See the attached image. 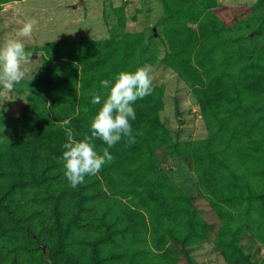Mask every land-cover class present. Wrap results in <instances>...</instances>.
I'll list each match as a JSON object with an SVG mask.
<instances>
[{"label": "rangeland", "instance_id": "rangeland-1", "mask_svg": "<svg viewBox=\"0 0 264 264\" xmlns=\"http://www.w3.org/2000/svg\"><path fill=\"white\" fill-rule=\"evenodd\" d=\"M166 1L168 9L163 0H0V43L18 36L27 19L37 22L31 37L23 40L25 51L32 53L30 73L7 97H0V137L15 136L16 127L25 123L20 118L29 100L31 80H47L42 65L53 58L70 61V54L88 42L115 43L113 58L124 68L122 71L148 67L153 87L151 95L132 105L138 130L148 132L152 150H147L144 142L127 141L121 161L111 154L112 162L97 175L86 176L77 219L76 188L64 179L66 193L60 205L71 225L60 241L43 187L14 193L12 199L19 206L16 218L31 220L37 237L22 228L0 234V264H40L41 259L47 264L41 250L53 264H65L64 253L87 264L88 247L78 237L109 209L111 213L133 215L134 228L141 230L136 243L125 235L106 245L100 264H229L228 246L220 245L217 236L223 235L225 220L232 219L228 216H237V207H219L209 195L225 186L228 176L222 179L218 169L206 164L204 149L192 148L206 141H210V152L221 147L219 120L203 113L199 98L209 97L211 91L201 94V86L185 78L182 55L185 53L184 57L198 68L205 65L219 71L238 70L247 60L264 57V0ZM244 119L248 122V117ZM244 124H238V129ZM4 142L0 140V144ZM250 161L240 156L236 164L246 170L254 166V160ZM61 184L60 177L52 182L51 189L57 191ZM136 189L148 197L137 195ZM97 195L100 198L94 199ZM192 212L206 230L183 246L176 238L177 230L183 232V221ZM0 217L5 224L12 223L4 212ZM155 217L163 225L159 238ZM240 245L251 261L264 260V234L260 237L253 230L243 231Z\"/></svg>", "mask_w": 264, "mask_h": 264}, {"label": "trees", "instance_id": "trees-1", "mask_svg": "<svg viewBox=\"0 0 264 264\" xmlns=\"http://www.w3.org/2000/svg\"><path fill=\"white\" fill-rule=\"evenodd\" d=\"M163 4L168 9L166 0H163ZM261 15L263 18L264 11ZM116 46L109 41L88 42L78 52L70 54V61H57L53 58L52 62H45L41 72L47 78L46 81L31 80L29 100L23 106L20 118L24 119L25 123L16 127L18 134L15 136L0 137V140L6 141L0 144V212H4L12 221L11 224H5L3 217H0V234L6 235L22 228L32 237H37L31 220L21 222L16 218L19 217L17 212L19 206L12 199L14 193H24L28 187H43L44 198L49 201L50 207L52 206L51 217L58 241L62 239V233L69 231L71 224L64 218L60 205L66 193L63 180L65 179L66 182L67 179L60 162L64 151L62 146L66 142L65 130L71 128L78 140L83 138V134L91 135V118L102 106L109 91L102 86L101 81L113 80L116 74L124 70L114 61ZM202 47L206 50V45ZM184 54L182 71L185 72V78L190 79L192 84L201 86L199 90L201 94L205 95L211 91L209 97L199 98V101L205 115L219 120L217 133L223 145L211 152L207 147L210 141H206L204 145L199 142L192 148L204 149L207 153L206 164L218 169L217 173L222 179L228 176L225 186L218 191L209 192V195L217 201L212 202L219 204V207L224 204L237 207V216H228L232 219L225 220V225L222 227L223 235L219 233L217 242L222 246H228L229 264H264V260L253 262L245 257L240 245V235L243 231L253 230L260 237L264 234L262 221L264 216V57L247 60L244 66L238 67V70L225 68L219 71L217 68H207L205 65H200L198 68L190 63ZM66 68L70 71L65 72ZM249 80H252V84L248 82ZM96 94L101 95V105L91 103L92 96ZM254 94L258 96L255 100H253ZM245 116L248 117V122L245 121ZM138 121L137 117L134 121L130 119L135 142H144L147 150H152L148 132L138 130L140 129L137 127ZM244 123H247L246 126L238 129V124L245 125ZM124 143H127V138H123L109 149L110 154H114L119 161L126 153ZM94 146L98 151L107 147L100 139L94 141ZM240 156L248 163L254 160V166L242 170L236 164ZM118 173L122 174V172ZM60 177L62 178L60 189L52 190V182ZM84 184L78 185L75 189L78 207L75 219L78 218L83 204L84 186H87ZM136 192L142 198L148 197L138 189ZM99 198L100 195H97L94 199ZM110 211L109 209L101 214L96 225L78 237L80 243L84 242L88 247L87 264H100L105 256L106 245L115 241L117 237L130 235L132 241L137 242L141 228L139 230L134 228L136 222L134 224L133 222L136 218L131 214L124 216L121 212ZM196 219V214L192 212L183 221V232L177 230L176 238H180L183 246L205 233V225L203 227L202 221ZM154 221L159 238L162 236L163 225L156 217ZM41 255L47 264H53L52 259L45 256L42 250ZM64 262L83 264L71 253H64ZM41 263L43 264L42 259Z\"/></svg>", "mask_w": 264, "mask_h": 264}, {"label": "clouds", "instance_id": "clouds-1", "mask_svg": "<svg viewBox=\"0 0 264 264\" xmlns=\"http://www.w3.org/2000/svg\"><path fill=\"white\" fill-rule=\"evenodd\" d=\"M35 19H27L19 29L18 36L6 38L0 43V97H7L13 86L29 73L28 67L32 53L25 51L24 38L31 37L36 25ZM114 80V82H113ZM113 80H103L101 84L108 89L102 106L91 118V135L83 134L76 139L71 128L65 130L66 142L60 162L70 186L76 188L84 183L86 176L97 175L101 169L113 161L109 149L123 138L129 144L135 143L131 120L136 119L133 103L137 99L151 95L153 91L150 69L142 66L134 71H121ZM101 95L92 96L91 103L101 105ZM102 140L107 147L95 150L94 141Z\"/></svg>", "mask_w": 264, "mask_h": 264}, {"label": "water", "instance_id": "water-1", "mask_svg": "<svg viewBox=\"0 0 264 264\" xmlns=\"http://www.w3.org/2000/svg\"><path fill=\"white\" fill-rule=\"evenodd\" d=\"M42 248H44V246H42Z\"/></svg>", "mask_w": 264, "mask_h": 264}]
</instances>
